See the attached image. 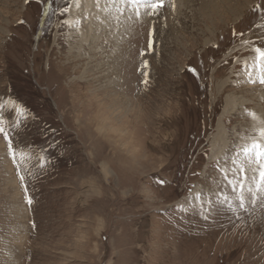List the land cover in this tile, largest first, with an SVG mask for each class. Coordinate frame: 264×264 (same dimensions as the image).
Masks as SVG:
<instances>
[{"label": "rangeland", "instance_id": "374dc122", "mask_svg": "<svg viewBox=\"0 0 264 264\" xmlns=\"http://www.w3.org/2000/svg\"><path fill=\"white\" fill-rule=\"evenodd\" d=\"M84 1L0 0V118L31 155L25 191L0 133V264H264V198L207 220L195 199L234 198L218 166L264 128V0L72 24Z\"/></svg>", "mask_w": 264, "mask_h": 264}, {"label": "snow or ice", "instance_id": "6c2138e0", "mask_svg": "<svg viewBox=\"0 0 264 264\" xmlns=\"http://www.w3.org/2000/svg\"><path fill=\"white\" fill-rule=\"evenodd\" d=\"M68 2L70 3L71 0H68ZM126 2L135 10L137 17L141 15L142 8L147 11L148 15L155 16L159 14V10L164 6V0H126ZM174 7L175 5L173 4ZM67 11V7L61 9V15ZM151 47L152 41L149 43V48ZM255 53L257 60L260 61V66L264 68V48L256 47ZM143 67L145 69L148 67L147 61L144 62ZM193 72H195L194 69ZM145 77L143 82L147 84L146 72ZM259 83L264 84V77L260 78ZM249 115L255 118V113H250ZM0 133L8 140V147L16 164L19 179L25 187V191H27L24 172L28 169V165L31 162V155L23 149L13 147L12 139L9 137L2 118H0ZM241 156L243 159H239ZM235 157L231 160L232 167L221 168L218 166V170L221 173L220 183L223 187L231 189L234 198H230L226 192L217 193L215 202L210 198H202V194H197L195 197L196 200L200 201L198 207L205 220L209 218V214L212 211L216 210L217 203L239 218L240 210L245 212L248 210L246 205L249 197L252 204H255L257 199L264 198V128L259 130L258 138L253 137L250 143L241 146L236 151ZM41 161L40 166L42 167L46 161H43V158H41ZM246 168H250L251 176L247 174ZM31 202L29 198L28 203L31 204Z\"/></svg>", "mask_w": 264, "mask_h": 264}, {"label": "bare ground", "instance_id": "6f19581e", "mask_svg": "<svg viewBox=\"0 0 264 264\" xmlns=\"http://www.w3.org/2000/svg\"><path fill=\"white\" fill-rule=\"evenodd\" d=\"M175 1H177V0H175ZM186 1L187 0H178L177 2H174L175 3V6L178 8L179 7V5L180 4H182V3H186ZM84 8L82 9L83 11H78V10H75L74 8L72 9V11H71V18L70 19H72L71 21H72V24H75L76 22H78L82 17H83V15L85 14V13H88V11H90V10H92L91 9V6L92 5H94V3H96V0H87V1H84ZM243 4V3H242ZM242 4H240V5H242ZM109 5H111L112 7H110ZM129 6L130 4H128L127 2H126V0H101V2H100V6H101V10H103V12L107 15L108 14V11H107V9L109 8L110 10H111V8H113V14L115 15V13L116 14H118V15H115L116 17L118 16V18L120 19V20H122V19H125V15H129V14H134V11L132 12V11H129L130 10V8H129V10H127V7L126 6ZM245 7V6H244ZM206 8V7H205ZM208 8H210V5L208 4L207 5V9ZM132 10V9H131ZM121 12V13H120ZM92 15H95L94 13L92 14V12L89 14V16H88V18L90 19V22L88 23L89 24V31H93V29H94V22H95V20H96V18L95 17H93ZM110 15V14H109ZM112 15V14H111ZM117 18V19H118ZM88 40H89V36L87 35L86 36V34L85 33H82V35H81V38H80V40L79 41H77V42H75L74 41V43H75V46L77 45V48L74 50V51H76V52H78L77 50H81V48H85V46L87 45V43H88ZM92 43H93V45H95V43H97V41H95V40H93L92 41ZM74 46V47H75ZM80 52V51H79ZM81 56H82V58H83V55L81 54ZM259 65H260V62H259ZM261 69H264V68H262L261 66H259ZM263 71V70H262ZM262 74V73H261ZM111 75L110 74H106V75H104V77H102V78H100L98 81H101L103 78H108V77H110ZM117 80V79H116ZM110 81V80H109ZM109 81H105V83L106 84H109ZM118 81V80H117ZM114 81H111V83L109 84L110 86L111 85H114ZM108 85V86H109ZM118 87H119V85H115V91H116V93H115V96L117 95V98H119L120 96L119 95H121V92L118 90ZM104 90V89H103ZM95 99V98H94ZM231 105V103H230V101L229 100H226V107H228V106H230ZM226 111V110H225ZM227 112H225V114H226ZM259 122H261V123H259ZM262 122L263 121H261V119L259 118V121H258V123H256V128H258V127H262L263 126V124H262ZM223 123V122H222ZM220 124H221V122H220ZM219 126H221V125H219ZM219 128L220 127H218V129H217V131L219 130ZM223 139V138H222ZM215 141L213 142V143H215V142H219L220 140L219 139H214Z\"/></svg>", "mask_w": 264, "mask_h": 264}]
</instances>
